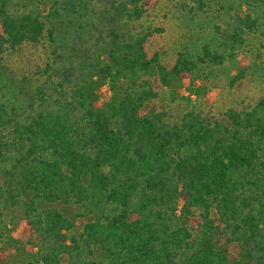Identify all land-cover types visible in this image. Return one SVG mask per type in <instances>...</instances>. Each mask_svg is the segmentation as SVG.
Masks as SVG:
<instances>
[{
  "label": "trees",
  "instance_id": "obj_1",
  "mask_svg": "<svg viewBox=\"0 0 264 264\" xmlns=\"http://www.w3.org/2000/svg\"><path fill=\"white\" fill-rule=\"evenodd\" d=\"M34 1L0 0V91L27 104H0V166L14 155L0 200L22 204L38 237L28 264H264V98L170 124L157 89L191 84L196 63L165 66L137 32L160 0H47L45 13ZM254 26L235 16L222 46ZM27 47L45 57L17 80Z\"/></svg>",
  "mask_w": 264,
  "mask_h": 264
},
{
  "label": "rangeland",
  "instance_id": "obj_2",
  "mask_svg": "<svg viewBox=\"0 0 264 264\" xmlns=\"http://www.w3.org/2000/svg\"><path fill=\"white\" fill-rule=\"evenodd\" d=\"M34 6L45 13L48 3L47 0H35ZM245 15L255 21V26L244 34V43L235 51L223 47L218 31L235 16ZM134 26L138 33L150 36L149 48L159 53L165 66L172 65L178 54L196 63L191 84L175 90L157 89L158 97L152 103L158 111L165 112L168 123H179L187 112L223 120L227 109H247L264 98V0H209L202 10L191 0H160L155 9ZM204 50L221 57L219 63H199ZM43 52L36 47L26 48L24 57L14 64L17 80L27 76L22 72V69H30L27 64L32 66L44 59ZM108 87L103 82V96L111 94ZM0 104L8 111L16 107L19 114H25L27 105L23 98L4 91H0ZM5 158L1 165L3 169L10 168L14 155L9 152ZM3 171L0 170V189L4 186ZM13 194L17 195V192ZM21 197L20 200L27 202ZM0 201L1 261L3 264H28L29 256L38 246V237L24 222L22 204L5 210V199ZM59 210L75 220L77 229L82 225L83 220L77 217L73 207L61 206Z\"/></svg>",
  "mask_w": 264,
  "mask_h": 264
}]
</instances>
